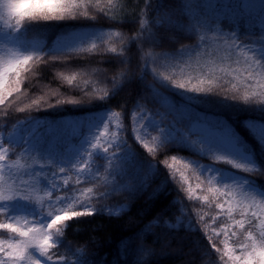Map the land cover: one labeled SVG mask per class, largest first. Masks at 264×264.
I'll return each mask as SVG.
<instances>
[{"label": "trees", "instance_id": "1", "mask_svg": "<svg viewBox=\"0 0 264 264\" xmlns=\"http://www.w3.org/2000/svg\"><path fill=\"white\" fill-rule=\"evenodd\" d=\"M255 1L259 2L192 0L189 8L182 9V0H112L111 4L108 0H100L89 13L96 17L94 20L46 22V26H36L23 38L28 44L43 39L45 46L50 48L60 34L108 33L93 40L91 35L87 36V43L81 44L77 51L69 56L59 57L55 64L44 65L30 61L21 71L22 91L19 94L13 92L11 96L6 95L4 103L0 104V133L8 136L13 131L14 124L30 123L34 121L33 118L55 122L63 116L78 117L103 110L111 112L123 110L124 115L120 117L126 129L123 137L127 139L139 161H151L157 164L158 169V174L143 192L130 193L123 190L124 184L131 186L134 183L136 167L133 164L127 165V175L122 180L114 182L111 177L105 179L106 174L103 173L95 184L82 183L94 189L107 184L111 194L101 203L111 206L113 212L105 211L98 215L74 217L70 222H63L59 227L64 230L61 238L64 243L57 249H50V252H58L59 255L65 256L70 264L78 259L75 255L78 252L88 264H231L229 258L224 255L223 234L214 235L209 231L211 222L218 226L226 223L228 216L218 214L216 206L224 199L217 195V198L206 203L192 197L182 176L174 167L167 168L163 161L173 165L172 158L176 157L221 167L214 157L205 156L195 143V139L202 134L195 130V125L204 123L211 129H218L220 125L217 124V120H225L234 125L239 134L256 147L255 141L241 126V121L264 116L260 112L245 110L248 105L244 100V96L251 97L253 92L260 93L262 90L247 88L245 56L238 51L235 54L230 53L231 41L227 40L229 34L235 32L238 37L236 44L245 42L249 47H260L259 41L264 37V0ZM149 2L153 9L158 6L174 8L181 25H189L194 20L206 24L201 34L208 38V44L201 46L202 50L198 55L186 51L184 57L191 55L188 64H179L175 60L161 61L160 63L168 64L167 69L161 68L158 64H153L147 53H173L183 45H194L197 38L192 37L190 33L176 31L178 43L168 44L165 41L163 47L155 48L150 44H142L140 39L133 40L140 32L139 20L151 25L159 18V13L146 10L145 6ZM98 9H104L107 16L98 15ZM209 28L214 31L208 30ZM160 32L169 34V26L166 25ZM115 33L120 35L116 36ZM121 38L123 44L117 43ZM102 40L105 43L102 44ZM93 42L98 45L96 49L91 47ZM112 46L117 47L118 51L122 48L123 54L117 56L108 52L107 49ZM221 54L222 59L217 65L214 59ZM195 59H199L202 64L197 65ZM121 60L125 62L121 63ZM226 62L230 65L224 68L222 65ZM145 63L150 70L156 67L158 72L166 71V74L173 75L179 82L191 79L188 87L196 85L199 79L211 78L214 81L219 77L223 79L214 84L213 91L216 94L210 99L190 104L184 98L182 90L176 93L170 90L166 92L159 84H155L156 92L148 91L144 84L153 83L152 75L146 74L143 81L139 79L144 74ZM213 67H222L219 69L222 71H213ZM129 68L132 72L128 71ZM205 69H208V72ZM199 70L203 72L198 73ZM132 73L135 75L129 81L126 77ZM256 79L264 81V77ZM112 80L120 85L119 89L110 83ZM221 83L225 85L224 88L220 87ZM9 86L10 82L5 85V89L7 90ZM105 93L114 94L106 97ZM101 97L105 98L100 99ZM33 100H41L38 109L32 105ZM57 101L77 103H60L55 108L48 106L49 103L55 104ZM260 101H264V95L252 98V106H261ZM21 108L24 111H20ZM141 111L153 114L159 122L161 115L171 113L164 120V125L173 119L180 121L172 132L176 143L169 145L155 157L149 156L133 138L134 113ZM157 112L161 115H156ZM184 137H187L186 141ZM40 146L45 149L50 146L55 148V144L46 136ZM16 152V156L11 158L15 162H30L33 165L47 163L46 160H38L32 153L20 148H17ZM256 160L259 165L256 171L240 175L247 176L258 189H264V152H261L259 147H256ZM46 175L48 177L51 173L46 171L44 176ZM165 181L167 186L164 191L154 199L149 198L150 194ZM74 186L72 185L73 188ZM91 203L97 209L101 207V204L95 201ZM121 205L126 207H120ZM117 208L120 210L114 212ZM158 217L161 219V226L154 228L151 233L145 232V226ZM200 217H203L207 227L201 222ZM250 218L251 216L248 217ZM5 220L6 218L0 215V222ZM163 221H168L174 227L171 229L164 227ZM253 223L255 224L256 220H253ZM197 227L199 231L196 230ZM235 231V239L238 242L242 241V230L235 228ZM11 236L17 238L15 234L0 229V239ZM212 244L216 247L213 248ZM53 258L56 259L55 256Z\"/></svg>", "mask_w": 264, "mask_h": 264}, {"label": "snow or ice", "instance_id": "2", "mask_svg": "<svg viewBox=\"0 0 264 264\" xmlns=\"http://www.w3.org/2000/svg\"><path fill=\"white\" fill-rule=\"evenodd\" d=\"M99 2L100 0H0V33H2L0 38L6 39L11 45L8 49L9 58L5 60L3 57H0V104L4 103L6 95L11 96L13 92L19 94L22 91L21 71L30 61L44 65L55 64L58 62L59 57H67L76 52L78 44L87 43V40L83 36L75 33L60 34L50 48L45 46L43 39L28 44L23 38L30 31L34 30L36 26H46V22H67L81 19L94 20L96 17L89 15V13L92 11L94 4H98ZM111 2L112 0H108L109 4ZM191 3L192 0H182V9L189 8ZM145 7L148 12L159 13V18L151 25L144 20H139L140 32L137 37H133V40L140 39L142 44H150L155 48L163 47L165 41L168 44L178 43L176 31L190 33L192 37L197 38L194 45H183L173 53H147V56L152 59L153 64H158L159 67L165 69H167L168 64L160 63L161 61L175 60L179 64H184L186 63L184 57L186 51L191 52L193 55H198L200 54L201 46L208 44V38L201 34V30L206 28V24L200 20H194L189 25H181L179 23L180 18L177 16L174 8L158 6L156 9H153L151 2L146 4ZM97 14L107 16V12L104 9H98ZM4 25L7 26L6 32L4 31ZM166 25L169 26V34L160 32V29ZM67 26L75 27L76 25ZM208 30L214 31L211 28ZM91 35L96 34L92 33ZM115 35L119 36L120 34L115 33ZM220 35L222 36L223 34L221 33ZM236 39H238L236 33L231 32L227 38V40L231 41L229 51L232 54L238 51L241 55L245 56L247 67L244 71L247 73L245 79L247 88L262 90L260 93L253 92L251 97L244 96V100L248 105L245 110L264 114V101H260L261 106H252V98L257 95H264V81L256 79L257 77L264 76V37L259 41V48L249 47L245 42L236 44ZM101 43L105 42L102 40ZM117 43L123 44V39L121 38ZM91 47L96 49L98 45L93 42ZM107 51L117 56L123 54V49L121 48L118 51L115 46L109 47ZM247 52L251 53L250 57L247 56ZM120 62L124 63L125 61L121 60ZM128 71L132 72L131 68ZM143 73L139 77L141 81L144 80L146 74L150 73L153 77L152 84H144V87L148 91L155 93V84H159L160 88L166 92L170 90L176 93L182 90L185 94L184 98L190 104L201 103L203 100L210 99L216 94L213 91L214 84L223 79L222 77L217 78L216 81L211 78L199 79L196 85L188 87L187 85L191 84V79L186 82H179L177 79H174L173 75L166 74V71L158 72L156 67L150 70L147 63L143 66ZM134 75L135 73H132L126 79L131 81ZM9 82L10 86L6 90L5 85ZM110 83L116 89L120 88V85L115 80L110 81ZM203 85H207V87ZM220 87L224 88L225 85L221 83ZM113 94L105 93V96L108 97ZM104 98L101 97L100 99ZM60 103L76 104L77 102L57 101L55 104L49 103L48 106L55 108ZM40 104L41 100L32 101V105H35L37 109ZM32 105H29V107ZM19 110L24 111L23 108ZM170 114L161 115L157 112L156 115H161L160 122H157L154 118L149 117L147 113H143L139 119H145L147 123L141 125L139 128H132L134 140L146 150L149 156L155 157L161 154L162 150L167 149L169 145L176 143L172 132L180 121L173 119L167 125H164V120ZM123 115V110L121 112H113L111 115L105 113L98 122L88 129L79 147L74 151L69 149L68 155L54 150L53 146L46 149L40 146L44 141L45 135H51L54 132L48 131L49 126L46 128L45 125L39 126L35 130L31 128L27 138L21 136L17 139V131L22 132L27 122H22L20 125L14 124L13 131L8 134L6 139L0 136V182H3L4 170L7 168L9 173H11L15 167V161L11 163L8 161L16 156V150L20 148L25 152L32 153L38 160L47 161L46 164H38L30 172H27L26 175L43 178L42 174L47 171L51 173L52 180L54 181L57 176L67 175L68 171L75 170L77 177L76 184H81L82 182L95 184L101 178L100 173L103 170L106 173L104 178L111 177L115 182L122 180L127 175V165L133 164L136 167L134 183L131 186L124 184L123 190L130 193L146 191L150 186L151 180L158 174L157 164L137 159L127 139L123 137L126 129L122 120L116 125V131H110L112 118H120ZM33 119L34 122L39 121L38 119ZM216 122L220 125L218 131L227 133L226 139L211 144L199 141L200 145L203 146L201 151L205 156L211 155L214 157L218 164L230 166V168L217 167L215 164L196 166L201 167L202 171L210 174L208 178L209 185H212L213 181H215V186L209 187L208 191L228 197L230 204L235 199L232 189H239V194L243 197L241 201L237 202L241 208V216L249 217V214L251 216L248 219L247 227L245 226L244 219L235 221V227L243 232V240L239 243V253L237 254L235 249H226L224 255L229 257L231 264H264V218L258 215L256 211H252L253 205L264 211V189H258L255 183L247 176L240 175V173H252L259 167L256 160V147H259L261 152H264V116L261 118H247L241 121V126L248 132L252 140L255 141L256 147L242 137L235 126L228 121L217 120ZM134 123H138V120H134ZM101 127L105 129V132H99ZM41 129H45V131L42 132ZM5 130H7L6 126ZM153 132L156 134L153 135ZM106 133L110 138L104 140L103 145H101V138ZM177 135L181 134L177 133ZM184 140L186 141L187 137H184ZM172 159L175 161L176 157ZM163 163L169 169L173 167L167 161H163ZM94 165L96 166L93 167ZM185 167H189V165L185 164ZM56 169H58V172L55 171ZM63 183L64 185H68L67 180H64ZM44 184L45 187L51 189L48 192L50 197L61 187L60 184L49 183L46 179ZM22 185L21 189L11 191V194L7 195L5 194V189L0 187V215L8 220H15L20 215L33 217V221L25 220L24 227L16 226L14 223L0 222V229L10 230V232L20 237L19 240L0 241V253H3L7 257V260L0 259V264H25V261L28 264H70L65 256L59 255L58 252L49 251L50 249H57L64 243L61 239L64 230L59 225L63 222L72 221L74 217L98 215L103 214L105 211L109 213L113 212L111 206H105L101 203L111 194L107 184L99 185L95 189L92 187L77 189L68 185L65 195H57L54 201L52 199L48 201L49 205L53 203L59 205L58 208L53 207L50 212L45 211L43 205L37 207L31 198L24 194V191L30 187L27 181H23ZM166 186L167 181L154 190L149 198L154 199L164 191ZM78 191L81 195L87 193L89 197L88 201L80 202L79 198L75 195ZM112 191H115V189H112ZM94 192L99 194L93 195ZM257 197H260V199L258 200ZM207 199L205 197V200ZM245 200H250L251 203H245ZM91 201L101 204V207L95 208ZM74 204L79 208H84L85 211L74 210ZM216 206L221 209L224 207L223 204H217ZM120 207L126 206L121 205ZM228 211L229 215H231V207ZM200 220L207 227V223L203 220V217H200ZM253 220H256L258 223L254 224ZM29 224L31 226H27ZM160 226L161 219L158 217L155 221L146 225L144 231L151 233L154 228ZM163 226L168 229L174 227L168 221H163ZM196 230L199 231V228L197 227ZM213 232H215V229H213ZM232 235H236V233L233 232ZM4 243L8 244L7 251L3 247ZM211 246L213 248L216 247L215 244ZM216 250L219 251L218 248ZM33 251L38 252L40 258L33 255ZM69 251H71L70 248ZM75 255H77L78 259L73 264H88V261L83 259L81 253L78 252ZM54 256L56 259L53 258Z\"/></svg>", "mask_w": 264, "mask_h": 264}, {"label": "rangeland", "instance_id": "3", "mask_svg": "<svg viewBox=\"0 0 264 264\" xmlns=\"http://www.w3.org/2000/svg\"><path fill=\"white\" fill-rule=\"evenodd\" d=\"M254 2H259V1H255ZM4 31H7V26L4 25ZM76 34L83 36L85 39H87V36L89 37V35H91V33L89 32H76ZM105 34L108 33H104V32H100L96 35H91L92 39L93 38H97V37H101L104 36ZM0 36H2V33H0ZM90 40V38H88ZM81 44H78L76 47H79ZM11 47L10 43H8L6 41V39L4 38H0V57H3L5 60H7L8 57V49ZM202 49H200L201 52ZM247 51V50H245ZM190 54H188V56H185V60H186V64H188L189 60H190ZM247 56L250 57L251 53L247 52ZM196 57V56H195ZM222 59V54L219 55V57L217 59H214L217 61V65H219V61ZM196 64L200 65L202 64L200 62L199 59H195ZM207 62V61H206ZM209 64V62H208ZM215 64V63H214ZM230 64L228 62H226L225 64H223L222 66L224 68H226L227 66H229ZM213 71H222L219 69H222V67H213ZM198 70V68H196ZM234 70H236V68H234ZM206 72H208V69H205ZM202 70H199L198 73H202ZM264 77V76H262ZM107 113L108 115H111L113 112L108 111V110H103V111H97V112H93L90 114H86L83 116H79V117H65L63 119H60L56 122H47L45 120H39L36 122H30V123H26L24 130L21 131H17V139H19V137L23 136L25 138H27L28 132L31 130V128L33 130H35L37 127L39 126H43L45 125V128L47 126L48 127V131L52 132L54 131L51 135H45L46 138H48L51 142H53L55 144V148L54 150L64 154V155H68L69 154V149L71 150H75L77 147H79L80 143L82 142V140L85 138L88 129L95 124L96 122L99 121V119L105 114ZM143 113H147L145 111H141V112H136L134 113V120H138V123H134L133 127H137L139 128L141 125H144L147 123V120L145 119H139V117L143 114ZM147 115L149 117L154 118L157 122H159V120L151 113H147ZM120 123V118H116L113 117L111 120V127H110V131H116V125ZM21 123H19L20 125ZM195 130L200 131L202 134L200 136H198L195 139V143L196 145L199 147V149L201 150V148L203 147L202 145H200L199 141H203L205 143H215L218 142L222 139H226L227 133L226 132H220L218 131V129H211L207 124L204 123H198L195 125ZM42 132L45 131V129H41ZM99 132H105V129L103 127H101L99 129ZM99 134V133H97ZM153 135H155L156 133H152ZM0 136H2L3 138H7L8 136H5L3 133H0ZM109 135H107V133L101 138V145H103L104 140L109 139ZM7 146V145H6ZM9 163L13 162L12 159H10L8 161ZM40 164V163H38ZM38 164L33 165L30 162H15V167L12 169L11 173H9L8 169L6 168L4 170V176H3V182H0V187L5 189V194H11V191L14 190H18L21 189L23 187L22 182L23 181H27L28 184L30 185V187H28L25 191L24 194L28 195L31 200L35 203V205L37 207H40L41 205L44 206V210L47 212L52 211L53 207H59V205L53 203L52 205L48 204V201L50 199H52L54 201L55 196L59 195V196H63L66 193V189L68 187V185L72 186L75 185L74 188L77 189H83V188H88L91 186H84L81 184H76V174H75V170H71L68 171L67 175H61V176H57L55 178V180H52V176L49 175L47 177L44 176V173L42 174L43 178L40 177H34V176H29L26 175L27 172H30L34 167H36ZM185 164H188L189 167H185ZM196 165H200V166H206L205 164H200L196 161H190L187 160L185 158H176L175 161H173V167L174 169L182 176L184 182L186 183V186L188 188L189 193L192 195V197L196 198V199H201L203 202H209L210 199L213 198H217V195L220 196L219 193H210L208 191L209 187H214L215 186V181H213L212 185H209L208 183V178L210 176V174L206 171H202L201 167H197ZM96 165H94L93 167H95ZM58 172V169L56 170ZM103 170H101V174H103ZM106 174V173H104ZM48 180L49 183H58L61 185V187L59 189H57L52 197H50L48 195V192L51 191V189L49 187H45L44 181ZM64 180L68 181V185H64ZM64 191H63V190ZM61 191V192H58ZM56 192H58L56 194ZM232 192L235 195V199L231 202V204L228 201V197H224L222 196V198L224 200L220 201L219 204H223L224 207L223 209L218 208L220 215H227L228 217L226 218V223L218 226L215 222H211L209 223V231L214 234V235H218V234H223V243H224V252L226 249H235L236 253H239V243L241 241L238 242V240L235 239L236 235H232L233 232L236 233L235 231V221L239 220V219H244L245 220V226L248 223V217H242L241 216V208L238 206L237 202L241 201L243 199V197L239 194V189L237 188H233ZM75 195L79 198L80 202L83 201H88V194L85 193L83 195H81V193L78 191L75 193ZM205 197H207L208 199L205 200ZM257 199L259 200L260 197H257ZM245 203H251L250 200H245ZM231 207L232 212L231 215H229V208ZM73 209L74 210H79V211H85L84 208H79L77 207L75 204L73 205ZM120 208L114 209V212L119 211ZM252 211H256L258 213V215H260L262 218H264V211H261V209L257 208L255 205H253L252 207ZM235 212H237V214H235ZM218 214L216 217H218ZM234 215V216H233ZM250 216V214H249ZM25 220L28 221H33V217L31 216H23L20 215L18 217L15 218V220H8L6 219L4 222L5 223H14L16 224V226L19 227H24L25 226ZM256 223H258L256 221ZM27 226H31V224L27 225ZM213 229H215V232H213ZM8 231L9 233L10 230L7 229H3ZM53 231H55V229H53ZM15 234V233H13ZM15 236L17 238H15L14 236L11 237H7L4 239H0V241H13V240H19L20 237L15 234ZM3 247L5 248V250H8V244L4 243ZM30 251H32L30 249ZM33 255H35L37 258H40L38 255V252L33 251ZM228 257V256H227ZM229 258V257H228ZM0 259L3 260H7V257L3 254L0 253ZM231 262V261H230ZM25 264H28L27 261H25Z\"/></svg>", "mask_w": 264, "mask_h": 264}]
</instances>
